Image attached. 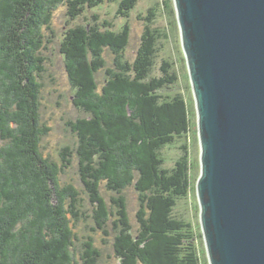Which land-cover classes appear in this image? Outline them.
Returning a JSON list of instances; mask_svg holds the SVG:
<instances>
[{
    "label": "trees",
    "instance_id": "1",
    "mask_svg": "<svg viewBox=\"0 0 264 264\" xmlns=\"http://www.w3.org/2000/svg\"><path fill=\"white\" fill-rule=\"evenodd\" d=\"M105 1L0 0V264H104L94 236L77 232L81 223L112 246L114 264H203L198 226L176 213L195 190L187 141L197 135L196 117L176 89L174 62L161 58L157 67L167 32L154 26L155 8L142 18L131 61H121L127 22L114 30L92 14L63 32L59 53L84 116L68 122L74 147L64 145L58 161L43 153L50 128L41 100L55 11L63 6L69 24ZM119 4L128 18L136 0ZM105 50L114 55L111 67ZM176 143L180 154L168 167L165 150ZM74 162L84 192L65 180ZM129 189L138 200L133 216Z\"/></svg>",
    "mask_w": 264,
    "mask_h": 264
},
{
    "label": "water",
    "instance_id": "2",
    "mask_svg": "<svg viewBox=\"0 0 264 264\" xmlns=\"http://www.w3.org/2000/svg\"><path fill=\"white\" fill-rule=\"evenodd\" d=\"M209 264H264V0H173Z\"/></svg>",
    "mask_w": 264,
    "mask_h": 264
},
{
    "label": "rangeland",
    "instance_id": "3",
    "mask_svg": "<svg viewBox=\"0 0 264 264\" xmlns=\"http://www.w3.org/2000/svg\"><path fill=\"white\" fill-rule=\"evenodd\" d=\"M120 1L122 0H107L100 6L84 11L82 18H77L66 24L68 17L66 16V10L63 6H59L54 14L52 24L56 31V37L50 44V49L47 52L49 60L47 61V72L44 76L42 91V106H41V118L43 124L47 125L50 130L47 135L42 139L43 153L44 155H50L54 160L58 161L60 158V150L64 145L71 144L73 147L76 144V135L71 132L68 126L69 121H74L76 118L84 116L83 112L77 109L72 103L74 90L71 87L67 73L65 71L64 60L59 53L60 41L63 37V32L69 27L84 24L86 22L84 17H89L92 14L99 15L100 19H108L114 26V30H119L125 22L131 27V38L128 47L121 53V61H131L136 53V50L140 43V38L143 33L144 22L142 18L147 13L148 9L153 7L156 10L154 19V26L160 30L167 32V37L161 39L159 43V56L157 59V67L160 64L161 58H169L174 62V68L179 74V80L177 82V90L184 93L188 100L190 107L194 111L196 117L194 98L191 89V84L188 76L187 65L184 57V53L181 46L180 31L176 19L175 8L173 0H136V4L132 10H130L129 17L123 18L118 14L120 9ZM164 1H168V4H164ZM170 1V3H169ZM104 58L106 61V67L113 65L114 55L111 51H104ZM99 81L103 80V72H99L97 75ZM196 132V128H194ZM188 144L190 149V158L193 162L192 175L198 177L199 175V144L196 133L193 131L188 136ZM181 143H176L174 146L165 150L166 166L170 167L173 161L180 154L178 147ZM71 166L65 180H71L75 186L83 191V185L80 180L78 168L75 165ZM103 192L104 189H102ZM84 192V191H83ZM129 208L130 214L133 216L137 210V194L129 189ZM82 196L86 195L82 193ZM108 198V193L105 194ZM85 207L89 213L91 205L88 200H85ZM176 213L184 218L192 221L198 226V231L201 232L199 223V205L195 190L191 192L187 198L181 200L176 206ZM86 223V222H85ZM90 226H93V222L88 220ZM77 232L80 235L89 233L94 236L96 245L102 250L104 264L114 262L110 261V255L112 253V246L103 244L102 235L99 231L91 232L88 227L86 228L84 223H81L77 227ZM109 242H111V238ZM200 250L203 264H209L203 238L199 239Z\"/></svg>",
    "mask_w": 264,
    "mask_h": 264
}]
</instances>
